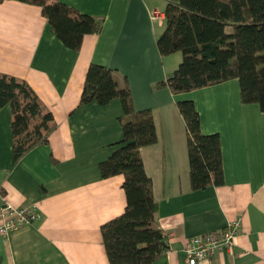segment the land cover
Instances as JSON below:
<instances>
[{"label":"crops","instance_id":"0c3cea01","mask_svg":"<svg viewBox=\"0 0 264 264\" xmlns=\"http://www.w3.org/2000/svg\"><path fill=\"white\" fill-rule=\"evenodd\" d=\"M168 0H61L102 24L78 52L51 32L41 8L0 4V73L25 81L57 124L48 144L17 163L11 110L0 109V186L9 203L34 207L37 221L0 237V264H109L100 228L126 208L124 178L100 176L122 139L121 103L80 106L90 64L113 71L136 111L149 110L157 143L141 149L151 178L155 220L168 251L154 264H186L187 239L219 232L240 220L232 253L201 264H264V112L240 100L238 80L173 95L156 85L180 64L156 46ZM192 101L201 133L218 134L223 184L192 190L187 132L177 102ZM1 206V202H0Z\"/></svg>","mask_w":264,"mask_h":264},{"label":"trees","instance_id":"16d2710c","mask_svg":"<svg viewBox=\"0 0 264 264\" xmlns=\"http://www.w3.org/2000/svg\"><path fill=\"white\" fill-rule=\"evenodd\" d=\"M8 0H0V4ZM41 8L51 32L69 50L78 52L85 35L101 32L102 24L61 0H12ZM156 46L162 57L182 54V61L156 87L173 95L238 80L240 100L264 112V0H168L164 29ZM121 103L122 139L108 160L99 164L101 178L122 175L126 208L101 226L109 264H154L168 245L155 220L151 178L141 149L157 143L149 110L136 111L127 86L119 89L113 71L90 64L79 105ZM187 132L189 178L192 190L223 184L218 134L201 133L192 101L177 102ZM11 110L13 156L17 163L33 148L48 144L57 127L51 112L23 80L0 73V109Z\"/></svg>","mask_w":264,"mask_h":264},{"label":"built area","instance_id":"2783aa9c","mask_svg":"<svg viewBox=\"0 0 264 264\" xmlns=\"http://www.w3.org/2000/svg\"><path fill=\"white\" fill-rule=\"evenodd\" d=\"M0 237L6 238L29 226L39 218L34 207L14 206L8 202L0 186ZM241 232L240 220H233L219 232L191 237L184 245L186 264H201L224 252L232 253L236 238Z\"/></svg>","mask_w":264,"mask_h":264},{"label":"rangeland","instance_id":"374dc122","mask_svg":"<svg viewBox=\"0 0 264 264\" xmlns=\"http://www.w3.org/2000/svg\"><path fill=\"white\" fill-rule=\"evenodd\" d=\"M178 54H179L178 56L181 57V60H182V54L181 53H178Z\"/></svg>","mask_w":264,"mask_h":264},{"label":"bare ground","instance_id":"6f19581e","mask_svg":"<svg viewBox=\"0 0 264 264\" xmlns=\"http://www.w3.org/2000/svg\"><path fill=\"white\" fill-rule=\"evenodd\" d=\"M27 207V206H26ZM32 207V206H31Z\"/></svg>","mask_w":264,"mask_h":264}]
</instances>
